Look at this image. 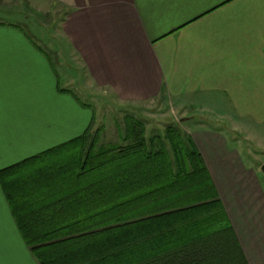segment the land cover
<instances>
[{
    "label": "crops",
    "instance_id": "crops-1",
    "mask_svg": "<svg viewBox=\"0 0 264 264\" xmlns=\"http://www.w3.org/2000/svg\"><path fill=\"white\" fill-rule=\"evenodd\" d=\"M37 1L60 11L52 37L70 65L43 43L53 65L20 27L0 24V172L84 133L94 114L75 91L125 105L167 102L192 113L183 131L247 264H264V193L223 120L264 128V0ZM204 100L215 112L203 114ZM0 264H38L1 185Z\"/></svg>",
    "mask_w": 264,
    "mask_h": 264
},
{
    "label": "trees",
    "instance_id": "trees-1",
    "mask_svg": "<svg viewBox=\"0 0 264 264\" xmlns=\"http://www.w3.org/2000/svg\"><path fill=\"white\" fill-rule=\"evenodd\" d=\"M91 125L44 157L0 172L38 264H247L204 162L178 126L117 143Z\"/></svg>",
    "mask_w": 264,
    "mask_h": 264
},
{
    "label": "rangeland",
    "instance_id": "rangeland-1",
    "mask_svg": "<svg viewBox=\"0 0 264 264\" xmlns=\"http://www.w3.org/2000/svg\"><path fill=\"white\" fill-rule=\"evenodd\" d=\"M51 6L42 5L37 0H0V24H12L20 27L47 54L53 65H57L54 53L46 49L42 45L43 43H47L46 45H50L60 51L61 65L68 64L64 58L67 52L64 49V52H62L59 48V46L62 48L64 45L58 41H54L52 37L59 24L61 14L57 8ZM37 38H40L42 43ZM71 69L73 72L71 73L69 70L70 73H68L73 75L74 70L72 67ZM88 91L80 90L79 92L75 91V93L81 103L90 106L92 109L94 114L92 129H100L101 144L118 142L119 133L122 134L124 131L126 118L142 122L144 124L145 134L150 136L164 133L165 128L168 126H178L183 131L184 118L192 115L191 112L188 114L179 112L167 102L159 100L125 105L107 98L102 94ZM208 103H210L208 100H204V105L207 106L203 105V114L208 112V105H210ZM209 110L211 111L212 108ZM211 112L215 111L212 110ZM223 120L226 130H231L232 128L235 130V133L231 136L235 138V144L243 152L245 163L253 168L258 175L264 193V178L260 173V167L264 165V128L248 129L239 125L234 126L233 122L226 118ZM231 136L229 134V137Z\"/></svg>",
    "mask_w": 264,
    "mask_h": 264
},
{
    "label": "water",
    "instance_id": "water-1",
    "mask_svg": "<svg viewBox=\"0 0 264 264\" xmlns=\"http://www.w3.org/2000/svg\"><path fill=\"white\" fill-rule=\"evenodd\" d=\"M260 173H261L262 177L264 178V165H262L260 167Z\"/></svg>",
    "mask_w": 264,
    "mask_h": 264
}]
</instances>
